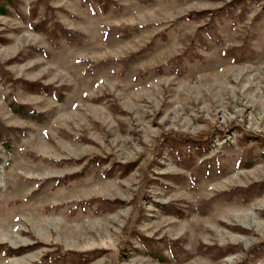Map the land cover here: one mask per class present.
<instances>
[{
    "label": "rangeland",
    "instance_id": "rangeland-1",
    "mask_svg": "<svg viewBox=\"0 0 264 264\" xmlns=\"http://www.w3.org/2000/svg\"><path fill=\"white\" fill-rule=\"evenodd\" d=\"M0 264H264V0H0Z\"/></svg>",
    "mask_w": 264,
    "mask_h": 264
}]
</instances>
